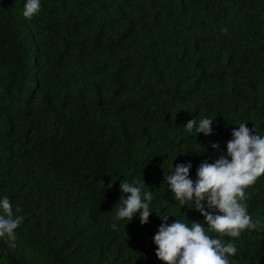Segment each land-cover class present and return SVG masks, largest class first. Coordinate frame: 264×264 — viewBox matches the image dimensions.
I'll return each instance as SVG.
<instances>
[{
    "label": "trees",
    "instance_id": "obj_1",
    "mask_svg": "<svg viewBox=\"0 0 264 264\" xmlns=\"http://www.w3.org/2000/svg\"><path fill=\"white\" fill-rule=\"evenodd\" d=\"M26 2L0 0V199L23 217L0 264H164L163 216L204 219L164 175L190 161L195 181L240 123L264 136V0ZM204 117L210 135L185 130ZM120 181L151 190L148 223L112 227ZM245 192L258 227L220 238L230 264H264V175Z\"/></svg>",
    "mask_w": 264,
    "mask_h": 264
},
{
    "label": "clouds",
    "instance_id": "obj_2",
    "mask_svg": "<svg viewBox=\"0 0 264 264\" xmlns=\"http://www.w3.org/2000/svg\"><path fill=\"white\" fill-rule=\"evenodd\" d=\"M40 0H27L23 16L31 19L40 11ZM213 118H201L187 121L184 125L188 133L213 132ZM232 139L226 144V153L214 162H201L196 171V180L189 177L191 162L175 166L172 174L164 175L168 189L181 206L194 208L204 218L203 223L193 221L191 225L175 220L166 223L168 215L161 219L153 242L157 246L156 257L164 264H230L229 257L237 252L233 241L223 242L220 237L238 239L241 233L255 230L259 221H253L247 212L245 189L255 184L264 175V136L257 134L255 128L249 129L240 123L232 130ZM218 151L219 145L212 144ZM116 178H113L115 180ZM111 183L107 187H111ZM121 205L113 217L112 227L126 219L131 221L139 214L141 224L149 221L150 203L153 200L151 190L145 182L120 181ZM0 238H6L10 248L15 247V230L23 217L14 216L13 206L8 197L0 199ZM20 212L19 206L15 209ZM209 233H215L213 237Z\"/></svg>",
    "mask_w": 264,
    "mask_h": 264
}]
</instances>
